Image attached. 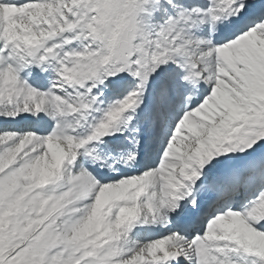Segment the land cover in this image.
I'll list each match as a JSON object with an SVG mask.
<instances>
[{
	"label": "snow or ice",
	"instance_id": "obj_1",
	"mask_svg": "<svg viewBox=\"0 0 264 264\" xmlns=\"http://www.w3.org/2000/svg\"><path fill=\"white\" fill-rule=\"evenodd\" d=\"M0 264H264V0H0Z\"/></svg>",
	"mask_w": 264,
	"mask_h": 264
}]
</instances>
